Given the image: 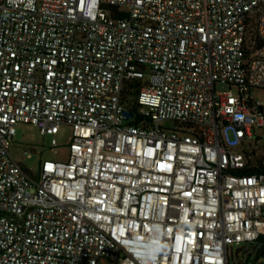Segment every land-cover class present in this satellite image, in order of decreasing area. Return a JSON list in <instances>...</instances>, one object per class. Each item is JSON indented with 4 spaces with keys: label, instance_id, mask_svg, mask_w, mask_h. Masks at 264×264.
<instances>
[{
    "label": "built area",
    "instance_id": "obj_1",
    "mask_svg": "<svg viewBox=\"0 0 264 264\" xmlns=\"http://www.w3.org/2000/svg\"><path fill=\"white\" fill-rule=\"evenodd\" d=\"M256 88L264 0H0V264H230L264 235ZM18 123L68 160L26 167Z\"/></svg>",
    "mask_w": 264,
    "mask_h": 264
},
{
    "label": "rangeland",
    "instance_id": "obj_2",
    "mask_svg": "<svg viewBox=\"0 0 264 264\" xmlns=\"http://www.w3.org/2000/svg\"><path fill=\"white\" fill-rule=\"evenodd\" d=\"M218 91H225L228 86L222 83L216 84ZM253 98L261 103L264 114V89H253ZM128 105H131L129 103ZM166 125L173 126V122H166ZM71 128L62 125L55 135L58 146L51 147L49 135L43 136L38 128L29 123H18L13 136V144L10 153L15 158H20L26 167L36 171L39 168L40 160L67 161L69 156L68 144L70 142ZM255 155L251 162L257 164L259 160L264 163V136L256 142ZM34 149V150H33ZM25 150L32 153L27 157ZM230 264H264L263 244L257 241L240 242L229 246ZM100 264H112L109 260H103Z\"/></svg>",
    "mask_w": 264,
    "mask_h": 264
},
{
    "label": "trees",
    "instance_id": "obj_3",
    "mask_svg": "<svg viewBox=\"0 0 264 264\" xmlns=\"http://www.w3.org/2000/svg\"><path fill=\"white\" fill-rule=\"evenodd\" d=\"M240 172L245 174L264 172V163L262 162V160H259L258 163L255 164L254 166H247L243 168ZM256 241L262 243L263 244L262 249H264V235L259 236V238Z\"/></svg>",
    "mask_w": 264,
    "mask_h": 264
}]
</instances>
